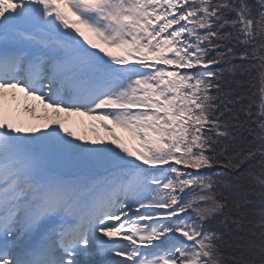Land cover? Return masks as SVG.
<instances>
[{"label":"trees","instance_id":"trees-1","mask_svg":"<svg viewBox=\"0 0 264 264\" xmlns=\"http://www.w3.org/2000/svg\"><path fill=\"white\" fill-rule=\"evenodd\" d=\"M187 9L203 70L173 92L170 142L143 147L188 167L180 177L192 182L178 190L190 194L184 216L206 264H264V0H190Z\"/></svg>","mask_w":264,"mask_h":264},{"label":"rangeland","instance_id":"rangeland-1","mask_svg":"<svg viewBox=\"0 0 264 264\" xmlns=\"http://www.w3.org/2000/svg\"><path fill=\"white\" fill-rule=\"evenodd\" d=\"M189 2L190 0H150V4L154 8L150 12L148 9L140 10L137 6L139 4L135 0H61L62 20L53 30L51 28L52 31L58 32L56 31L58 29L77 42L94 45L97 52L101 54L118 57L128 55L147 60L143 61L145 65L142 68L130 69L126 74L119 72L108 75L106 71L104 72L105 75H108V83H113L116 87L114 95H110L111 98L113 97V102L104 105L111 108L107 112L108 114L103 112H69L70 115H65L63 118L56 115L58 118L55 123L57 124L52 126L48 123L45 129L41 122H37L36 127L31 126L30 118L35 117L32 113H29L30 116H27L24 123H20L19 119L13 115V111L2 109L0 126L7 130V138L14 139L17 148L43 153L48 162H59V169L63 166L70 167V162L73 163L70 158L73 156L88 157L93 160V163L101 164L113 161L118 163L125 159H133L137 163H142L143 159L150 157L151 154L143 150L141 145L150 142L157 135L165 138L168 133L165 130L158 133L157 127L164 112L156 108L158 99L153 101V97L154 94L160 95L161 88L159 87L160 82H154L150 78L154 74L161 78L170 75L174 85L187 83L190 73L199 67L195 62L194 52L187 53L184 46L189 44L188 36L195 30L191 22V15H188L186 10ZM18 16V13H11L13 20H17ZM162 17H164L163 20ZM51 20L53 21V19ZM175 25L178 26L175 28ZM169 43L173 47L181 45L182 49L175 50L167 62L161 63L164 66L161 69L157 68L156 73L147 78V66L157 63L152 59V56ZM97 71L98 69L94 71L93 75L97 74ZM126 95H129L130 98L123 104V98ZM6 96L5 92L0 94V98ZM91 118H101L103 121L98 122ZM15 125L18 128L20 126L21 131L17 132ZM166 140L170 142V139ZM92 165L99 167L96 164ZM177 166L174 165L168 170L172 171ZM182 167L180 166L178 167L180 170H176L179 175L173 171L174 182L165 180L164 183L163 177L156 179L160 183L158 191L151 189L148 182L140 179L141 177L134 178L140 186L133 188L132 194L134 197L139 196L138 205L145 206L149 210L145 219L149 225L147 232L154 229L156 231L153 230L152 233L156 236L170 235L169 224L173 219L168 217V213L176 215L175 211L178 209L176 206L181 201L178 199L180 192L177 190L178 194L173 189L180 183L185 182L189 185L192 182V180L185 179L184 176L180 177V171H185ZM4 170H0V173L3 175L6 174L5 171L9 173V170ZM45 171L50 174L49 169H45ZM166 173L164 172V174ZM128 178H130V173L119 176L116 185L119 184L122 187ZM61 185V190L70 191L69 183ZM164 186L166 188L161 191ZM168 188L170 189L168 190ZM170 191L174 193L172 194ZM189 195L181 202H187ZM163 204L166 205V208L157 213L154 206ZM158 215L163 219L162 221H156ZM115 220L120 221L121 217L115 218L114 222ZM168 220L172 221L169 223ZM128 224L126 226L128 234L118 236L117 240L128 239L138 244L136 240L142 239L145 235V233H139L142 231L140 229L142 226ZM119 228L114 230H119ZM107 230H109L108 227L101 229L100 232L103 233ZM175 232H180V230ZM152 241L153 239L150 238L149 242L152 243ZM187 242L189 243L190 240ZM199 248H204L201 242ZM201 253L198 248L190 247L185 250L177 248V253L176 251L161 252L158 256L152 257L149 264H200V260H203Z\"/></svg>","mask_w":264,"mask_h":264},{"label":"bare ground","instance_id":"bare-ground-1","mask_svg":"<svg viewBox=\"0 0 264 264\" xmlns=\"http://www.w3.org/2000/svg\"><path fill=\"white\" fill-rule=\"evenodd\" d=\"M19 1L20 0H15L16 3H14V6H18L19 5ZM3 21H0V25H2ZM178 25H175V28ZM49 46V45H47ZM45 46V47H47ZM61 45H57L56 47L52 46L51 49H57L60 50ZM4 93V92H2ZM5 93H7V96L5 98H0V113L2 111V109H6L7 111H13V115L16 116L19 119L20 123H24L27 116H30L29 113H32L33 118H30V122H31V126L32 127H36L37 122H41L43 123V127L45 126V129L47 128V124H51L52 126H55L57 123L56 119L58 118L56 115H60L61 118L65 117V115H70V113H67L64 110L58 109V107H56L54 104L57 103V101L55 102H51L53 103L52 106H48L46 103H44L46 101V99H44L43 97L41 98H37V97H33L32 95H28L24 92H20L18 89H9L7 91H5ZM1 94V93H0ZM107 111H109L108 109H105ZM57 111V113H55ZM101 112L108 114L106 111L101 110ZM91 119H96V118H91ZM99 119V120H98ZM98 122H100L102 119L101 118H97L96 119ZM103 121V120H102ZM16 126V125H15ZM15 129L17 130V132L20 130V126L19 128L16 126ZM21 131V130H20ZM9 143L8 142H4L2 145V155H0V160L3 159V157L7 156L8 154L7 149L9 148ZM36 176H39L42 174L41 171H36L35 172ZM18 202H15V206ZM136 206V202L132 201V203H127L125 208H121L120 205L118 204L117 206V210L119 209V212H127L125 213V215L123 216V218L121 219V221H119L115 227L109 229L106 232V236L105 239H110V240H116L118 236H124L126 234H128L127 228L126 226H128V223H133L134 220L138 217V213L137 212H132L133 207ZM117 212V211H115ZM141 220H145L144 217H141ZM120 227L119 230H114L115 228ZM96 238V237H94ZM86 239V242L89 244L90 242H92L91 238L89 239V237L84 238ZM98 240L100 241H104V238H99L97 237ZM136 249V246H133V248H129L127 243L125 242H115V244L109 249V250H114V251H118V253L120 252H124V253H129L132 252V250ZM80 259V258H79ZM69 263L71 264H78V260L77 261H69ZM109 264H118V261L116 258H112L111 260H109L108 262ZM82 264H86V261H83Z\"/></svg>","mask_w":264,"mask_h":264}]
</instances>
